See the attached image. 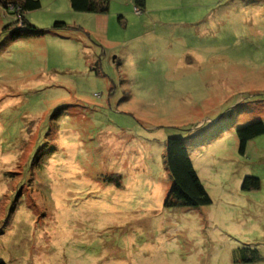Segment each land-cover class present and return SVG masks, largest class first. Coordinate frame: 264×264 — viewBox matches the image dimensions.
I'll list each match as a JSON object with an SVG mask.
<instances>
[{
  "label": "rangeland",
  "instance_id": "rangeland-1",
  "mask_svg": "<svg viewBox=\"0 0 264 264\" xmlns=\"http://www.w3.org/2000/svg\"><path fill=\"white\" fill-rule=\"evenodd\" d=\"M38 1L0 6V262L264 264V0ZM171 137L209 205L166 204Z\"/></svg>",
  "mask_w": 264,
  "mask_h": 264
},
{
  "label": "trees",
  "instance_id": "trees-1",
  "mask_svg": "<svg viewBox=\"0 0 264 264\" xmlns=\"http://www.w3.org/2000/svg\"><path fill=\"white\" fill-rule=\"evenodd\" d=\"M70 7L74 12L106 14L109 9V0H69ZM11 4L16 13L22 18V27H14L9 32L12 39L21 37H37L44 33L30 25L24 18V14L40 8L38 0H0V6L8 8ZM137 6L144 4V0H137ZM14 14V13H12ZM6 26L5 29L10 28ZM53 29L56 31H70L72 28L64 23L57 22ZM9 30V29H8ZM264 134V123L261 121L253 122L237 130L239 142V153L245 152L247 144L254 138ZM164 166L169 175L170 189L166 204L173 207H182L187 209H198L211 203L210 197L201 184L197 173L193 168L187 144L184 138L171 137L165 143ZM258 179L246 178L242 188L244 190L259 189ZM233 261L238 263V258L233 255ZM240 261L250 262L247 256L242 255ZM0 264H4L0 262Z\"/></svg>",
  "mask_w": 264,
  "mask_h": 264
}]
</instances>
